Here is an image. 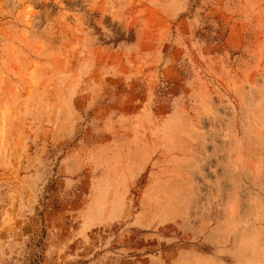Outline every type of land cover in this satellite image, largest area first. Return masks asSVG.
Instances as JSON below:
<instances>
[{
    "label": "rangeland",
    "instance_id": "374dc122",
    "mask_svg": "<svg viewBox=\"0 0 264 264\" xmlns=\"http://www.w3.org/2000/svg\"><path fill=\"white\" fill-rule=\"evenodd\" d=\"M0 264H264V0H0Z\"/></svg>",
    "mask_w": 264,
    "mask_h": 264
}]
</instances>
